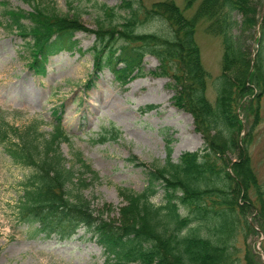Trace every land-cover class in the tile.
<instances>
[{
  "label": "trees",
  "instance_id": "16d2710c",
  "mask_svg": "<svg viewBox=\"0 0 264 264\" xmlns=\"http://www.w3.org/2000/svg\"><path fill=\"white\" fill-rule=\"evenodd\" d=\"M20 1L29 10L11 9L5 2L0 3V25L19 36L28 51L26 65L33 73H42L50 55L75 49L77 40L73 37L77 31L95 37L87 49L92 77L86 85L104 69L124 85L141 74L143 56L149 54L158 62L149 73L172 79L176 89L171 98L173 105L191 113L204 142L200 150L182 153L175 162L168 151L160 168L145 171L142 191L119 189L125 204L118 209V218L105 220L101 211L94 212L78 194L89 182L85 175L90 173L96 179L94 172L79 152L69 163L60 155L58 144L65 139L60 116L52 111L55 121L50 123V131L44 132L37 119L15 126L0 110V150L9 162L29 172L18 182L19 195L12 211L14 221L24 225L25 236L69 239L82 227L100 246L103 264H233L239 231L254 232L245 216L249 210L237 199L247 200V190L254 189L260 205L256 224L263 235L260 249L264 259L263 197L245 148L258 123L264 93L263 57L259 58L264 2L200 0L186 18L172 0L157 1L146 8L139 0H121L110 8L102 4V19H97V29L90 30L80 24L76 12L69 16L56 11L53 0ZM195 1L185 0V7ZM138 14L141 20H162L171 35L137 32ZM114 16L120 21L111 24ZM201 19L206 21L204 31L218 36L221 42V71L212 83L213 104L205 95L208 76L194 41V28ZM238 29L248 31V47ZM252 40L257 44L253 58L249 52ZM152 107L150 104L144 110ZM250 112L254 120L247 122ZM244 122L246 131L239 138ZM169 136L165 141L172 140ZM117 137V130L110 124L100 129L94 142ZM234 150L237 155L232 160L226 154ZM129 161L142 167L134 156ZM159 188L162 199L154 204L151 198ZM243 260L245 264H264L254 260L250 251L245 252Z\"/></svg>",
  "mask_w": 264,
  "mask_h": 264
},
{
  "label": "rangeland",
  "instance_id": "374dc122",
  "mask_svg": "<svg viewBox=\"0 0 264 264\" xmlns=\"http://www.w3.org/2000/svg\"><path fill=\"white\" fill-rule=\"evenodd\" d=\"M46 1V0H45ZM135 1V0H132ZM144 7L161 0H139ZM186 18H190L200 0L185 7V0H172ZM8 8L29 10L20 0H0ZM121 0H53L56 11L71 15L76 12L80 24L93 30L97 29V19L101 20L100 7L118 6ZM264 0H256V3ZM255 5V4H254ZM259 10L261 9L258 6ZM1 12V8H0ZM137 32L155 33L169 37L171 34L166 23L160 19L141 20ZM239 18L238 16L236 17ZM108 20V19H107ZM107 20L104 21L107 24ZM111 24L119 22L117 16ZM239 20V19H238ZM246 20H248L246 18ZM2 19L0 18V24ZM206 21L200 20L194 28V41L198 45L201 65L207 72L206 98L214 103L213 81L221 71V42L216 35L204 31ZM246 26V24L244 25ZM257 28L255 27V30ZM239 30V29H238ZM249 46L247 30H239ZM259 35L255 32V38ZM75 49L59 51L49 56L43 65L42 73H33L26 65L28 51L23 47L19 36L8 32L0 25V110L4 118L19 126L30 119H37L40 130L49 132L54 122L52 111L59 117L65 139L58 144L60 155L66 162L74 161L72 156L79 152L80 157L94 172L86 173L87 182L78 194L89 202L94 212H102L105 220L119 217L118 209L125 204L120 194L121 188L140 192L146 184L145 171L160 168L170 152L169 158L175 162L182 153L196 152L204 146L202 135L194 127V120L187 110L177 108L172 103L176 92L173 81L166 76L149 73L158 65L155 57L143 56L141 74L122 85L113 79L108 69L92 78V59L87 51L94 42L93 33L77 31ZM259 49L264 66V37ZM257 44L252 40L249 47L250 57H255ZM260 99L258 123L253 127L250 142L246 146L251 171L255 173L260 186L264 205V93ZM152 104L150 110H144ZM254 114L247 115L248 121ZM238 118H242L239 113ZM247 122L239 138L246 131ZM112 124L118 137L105 142H94L102 127ZM245 124V125H244ZM171 137L165 141L164 134ZM244 147V143L241 144ZM237 151L226 154L232 160ZM131 156L142 164L134 165ZM230 172V170H228ZM28 169L18 167L8 161L0 150V264H103L104 256L82 227L69 239L53 237L41 239L38 236H25L24 225L17 224L12 216L13 203L19 195V183L28 174ZM247 200L237 199V203L249 210L246 217L252 231H239L234 242L233 264H245L246 251L254 254V260L264 262L260 243L263 240L259 221L260 205L254 189L246 192ZM162 190L153 196L152 202L161 201ZM241 196V195H240ZM264 214V213H263ZM244 232H247L244 234Z\"/></svg>",
  "mask_w": 264,
  "mask_h": 264
},
{
  "label": "bare ground",
  "instance_id": "6f19581e",
  "mask_svg": "<svg viewBox=\"0 0 264 264\" xmlns=\"http://www.w3.org/2000/svg\"><path fill=\"white\" fill-rule=\"evenodd\" d=\"M17 31V30H16ZM21 36V35H20ZM245 134V133H244ZM6 154V153H5Z\"/></svg>",
  "mask_w": 264,
  "mask_h": 264
}]
</instances>
